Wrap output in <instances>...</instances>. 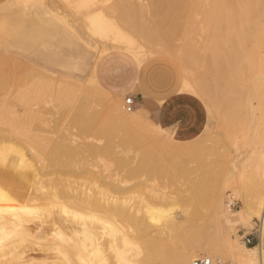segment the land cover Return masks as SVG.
<instances>
[{"label":"rangeland","instance_id":"1","mask_svg":"<svg viewBox=\"0 0 264 264\" xmlns=\"http://www.w3.org/2000/svg\"><path fill=\"white\" fill-rule=\"evenodd\" d=\"M225 4L226 0L217 7L213 0H0V152L7 153L0 154V176L26 187L30 183L33 192L38 187L53 198L34 193V201L25 205L29 214H22L31 218L27 227L6 223L0 251L14 244L8 250L16 251L13 256L21 258L17 262L60 264L61 258L50 250L57 242L55 228L46 218L58 208L56 200L67 205L69 237L76 240L82 229L89 230L106 251L110 238L105 221L128 232L140 247L146 241H161L178 252L190 244L187 264L201 257L222 264H240L236 257H243L251 263V252L244 248L259 243L260 217L255 210L243 213V204L244 197L255 199L264 186V110L249 115L243 110L224 126L198 88L200 82L210 81L213 68L207 47L209 12L216 7L222 14ZM136 91L158 102L165 123L153 124L139 112L140 121L130 128H123L119 119L111 130L98 128L110 101L124 114L134 113L137 108L128 113L122 106ZM89 115H95V121L87 129L81 124ZM156 115L153 111L152 117ZM249 122L254 125L248 127ZM96 128L101 132L92 133ZM63 144L72 147L67 156L59 151ZM88 146L103 151L90 154ZM183 148L190 150L185 165ZM144 157H149L148 163ZM134 168L138 171L131 175ZM22 175L31 181H23ZM107 175L119 182L118 189L100 177ZM62 185L69 187L66 195H59ZM101 192L105 201L121 202L136 219L149 209L164 211L177 229L148 223L146 234H141L136 226L73 205L79 197L95 198ZM8 214L0 213L5 220L11 219ZM246 236L252 245L243 243ZM262 242L264 248V237ZM71 257L66 264L84 263Z\"/></svg>","mask_w":264,"mask_h":264},{"label":"bare ground","instance_id":"2","mask_svg":"<svg viewBox=\"0 0 264 264\" xmlns=\"http://www.w3.org/2000/svg\"><path fill=\"white\" fill-rule=\"evenodd\" d=\"M219 1L220 0H213V6L215 5L217 7L216 3H218ZM216 7L212 8L209 12V18L212 27L210 28V23L208 24L210 29V39H208L210 40V43L209 45H207V47L208 52L211 55V61L213 66L211 78L208 83H203L200 81L197 82H200L198 88L200 89L201 93L206 96L207 101H210L213 105V108L217 115L216 117H218L220 123L226 126L231 121L237 120L243 110H245V112L248 111V115L249 112L254 114L257 110L259 112H262L264 110V0H226L225 7L221 10L222 14L217 13L218 10H216ZM254 102H256V107H253ZM82 108L83 105L80 109ZM118 111H120V107H118L112 101L108 102V104L106 105V109H104L102 112L103 115L99 120V123L101 125L99 124L98 128H100L99 126H101L104 127L105 130H111L113 128V121L115 119H119L121 120L123 128L127 129L130 128V126H132L133 124L138 123L140 121L138 119V114L139 112L143 113L141 109H136L132 114H124L123 112ZM130 112H132V110ZM78 115L79 118H82L80 114ZM94 117L95 115H89L85 118L83 117L84 121L81 125L87 126V129L93 126L95 121ZM166 121L167 118H164L162 123H165ZM259 121L260 120L258 119V122ZM251 123L248 127L254 125ZM98 128L92 129V133L101 132V130ZM9 146L11 148L10 144L8 145V147ZM60 146V153H63L66 156L71 153L72 147H69L66 144ZM2 151H4V149H2L1 152ZM86 151H88L90 154H99L103 151V149L99 146H88ZM189 151V148H183L181 151L185 157L183 161L181 159L183 165L186 164V161H189ZM196 151L197 149L194 150V152ZM4 153L5 155H7L6 151H4ZM147 156L148 154L145 157ZM147 160L145 158V161ZM11 167L10 169H12ZM139 167L136 168L141 172V170L143 169ZM136 168H134V170L132 171H129L131 175H134L135 172L138 171ZM184 169L185 171H188L189 167H187L186 165V168ZM33 174V176L36 177L35 175L37 174ZM8 176L9 175H7V177ZM100 177L103 179L104 182L111 185L113 190L119 188V182L116 179H113L110 175ZM38 178L40 179L39 174ZM20 179L26 182L28 181L29 183L32 178L29 179L28 177L22 175L20 176ZM39 179L38 181H40ZM5 180L6 179H4V177H2L1 175L0 213L2 211H7V213L10 214L11 219L7 218L8 220H5V218L0 215V233L2 234L1 237L4 238L6 237V234H4V225H6V223L12 224L14 227L18 228L27 227L26 225L31 218L25 217L30 212L25 208V205H27L30 201H34L36 195L41 194V197L44 195L40 193L41 191L37 186V189L35 187L36 190L35 192H33L34 190L32 189L33 187L30 183L29 186L26 187L20 182L14 181L15 183H11L10 180ZM65 186L68 185L65 184ZM65 186L64 189L63 187L61 189V191L64 190V192L60 193L61 191H57V195L58 192L59 195H63L65 191L68 190L69 187L66 188ZM65 188L67 190H65ZM36 192L39 193L34 194ZM256 194L257 197L255 199L250 197L248 199V197H244L243 213L250 214L252 210H255V212L259 215V243L254 248H244V250L251 252V259L249 260L251 263L245 262L242 259L243 257H236L237 262L240 264H264V248L262 242L264 237V186L260 189L258 193L256 192ZM48 196V194L47 197L46 195H44V198L50 199L52 197ZM72 196H75L74 198H76L78 195L72 194ZM104 196H102L101 192V195L99 197L95 196V198L86 197L83 199L82 197H79L78 201L80 199L82 200H80L79 202L75 201L73 205L76 207L83 205L85 206V208H89L88 210L91 209L97 211L91 212L97 214L101 213L103 214V216H111L113 217V219L117 218L119 219V221H121L128 227L136 226L138 227L137 229L141 234H146L149 225L148 223H150L153 227L162 226L171 231H175L177 229L176 222L172 221L171 218L166 219L167 214L164 211H159V209H149L145 212L144 217L136 219V217H134L130 212H128L127 208H125V205H121V202L120 204L116 201L111 202L113 199L111 198V200H109L111 203H109L107 199L105 201ZM37 202L39 201L37 200ZM3 203H6L8 205L3 206ZM55 206H58V208H56V210H52V212L46 218L49 219V225L55 228V237L57 238V242L54 243L52 241L54 244L51 246L50 250H53L55 252V255L61 258L60 264L69 263L72 258L71 256H73V258L75 257L81 262H84L85 264H112L109 259L110 256L115 260L114 264H187L188 262L187 253L191 249L190 244L188 248L179 250L178 252L171 250L168 247L169 245L167 243L161 241H146L145 243L140 244V247L138 244H136V241H134V238H132L128 232L121 230L117 226H113L110 223H107V221L103 222L104 228L107 229L106 233H108V236L110 238V240L108 239L109 242L107 244V251L105 249H101L100 244H98L99 242L95 243L94 235L86 229H82L80 237L78 236L76 240H72L71 237H69V235L66 233L67 231L72 230V226L69 223L70 219L68 217L69 211L67 205L60 204V201L58 203L55 200ZM33 207H35V204ZM36 207L38 206L36 205ZM220 210H225L223 202L220 203ZM24 213H26V215H22ZM38 221L39 222L37 225V229L39 230L42 229V224L40 223L41 219H39ZM185 223L188 226L192 225V221L189 219H187ZM9 224L8 226L10 227ZM33 232L31 234H33ZM29 236L28 238H30ZM22 237H25L24 234ZM66 238L69 239V242H66ZM175 238H178V236H175ZM1 245L2 243L0 244V246ZM13 245L14 244H12V246ZM12 246L10 245V247ZM10 247H8L7 245V247H3L4 250L2 249L0 251V253L2 252L3 256V258L0 260L1 263L3 262L4 264H44L37 263L33 260L26 261V263L22 261L17 262L16 260H21V258H15V256H13L15 250H8ZM5 248H7L6 251ZM212 248L215 249L216 247L213 246ZM43 251L48 250L43 249ZM40 257L44 256L42 255Z\"/></svg>","mask_w":264,"mask_h":264},{"label":"crops","instance_id":"3","mask_svg":"<svg viewBox=\"0 0 264 264\" xmlns=\"http://www.w3.org/2000/svg\"><path fill=\"white\" fill-rule=\"evenodd\" d=\"M135 100V108L141 109L143 113L146 114L148 119L152 121L153 124H161L163 122L162 119V109L158 102H156L154 99L145 96L141 91H136L133 96ZM156 112V117H152V112ZM162 120V121H161Z\"/></svg>","mask_w":264,"mask_h":264},{"label":"built area","instance_id":"4","mask_svg":"<svg viewBox=\"0 0 264 264\" xmlns=\"http://www.w3.org/2000/svg\"><path fill=\"white\" fill-rule=\"evenodd\" d=\"M135 106V100L133 97H129L124 101V104L122 106L123 110L126 112H130L134 109ZM243 243L245 245H252L253 241L249 236H246L243 238ZM190 264H222L220 260L218 259H211L208 257H201L193 260Z\"/></svg>","mask_w":264,"mask_h":264}]
</instances>
